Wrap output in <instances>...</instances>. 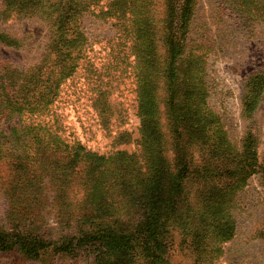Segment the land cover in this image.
Segmentation results:
<instances>
[{
  "label": "rangeland",
  "instance_id": "1",
  "mask_svg": "<svg viewBox=\"0 0 264 264\" xmlns=\"http://www.w3.org/2000/svg\"><path fill=\"white\" fill-rule=\"evenodd\" d=\"M17 1L0 0V36L4 37L0 40V264H154L153 251L167 264H264V174L258 167L242 186L236 178L213 177L224 186L232 185L228 193L223 189L208 200L218 198L225 204L209 212L214 210L220 213L219 219L234 223L235 232L229 239L211 229L214 220L202 208V191L190 182V206L184 209V219L173 221L169 233L154 230L158 236L168 233L164 253L148 252L150 245L141 241L131 257L129 249L121 252L108 239L81 242L82 233L105 235L112 228L117 235L129 229L133 239L144 237L141 224L146 217L129 210V155L143 169L151 162L156 164L153 150L145 151L141 143L138 66L145 61L147 36L141 40L142 51L137 50L128 31L130 21L121 26L117 19L101 15L108 6L104 0L79 21L87 42L77 67H39L47 57L51 25L32 6L23 10ZM250 2L242 6L243 0H197L185 41L186 55L203 61L197 67L203 65L198 70H203L208 105L221 124L219 137L230 142L217 138L209 146L197 139V165L226 148L242 150L248 133L256 138L258 161H264V88L260 90L254 82L257 75L264 76V1ZM152 7L159 19L155 17V63L160 67L168 59L160 23L164 0H153ZM51 58L54 63L55 57ZM43 80L51 84V90L41 86ZM258 90L262 94L257 108L249 112L248 102ZM158 93L168 143L164 142L163 153L155 152L163 164L173 157L164 78ZM11 100L16 110L8 108ZM39 140L61 149L40 147ZM76 143L87 152L110 158L94 182L84 175L89 168L87 156L78 161L74 176L52 174L54 160L71 159L70 147ZM117 173L126 179L116 181ZM41 182L46 186L43 193L37 190ZM65 183L72 186L70 194L56 196V185ZM91 204L102 214L93 226L85 221L95 214ZM4 233L9 235L6 243L2 242ZM17 238L36 245L43 240L38 245L43 246L39 256L27 257L21 245L15 244Z\"/></svg>",
  "mask_w": 264,
  "mask_h": 264
},
{
  "label": "trees",
  "instance_id": "2",
  "mask_svg": "<svg viewBox=\"0 0 264 264\" xmlns=\"http://www.w3.org/2000/svg\"><path fill=\"white\" fill-rule=\"evenodd\" d=\"M14 2L17 0H9ZM20 1V2H18ZM17 3L23 4V10L33 8L37 13L44 16L51 25V42L47 50V57L43 64L39 67H77L78 59L83 53V48L86 44V35L82 31L79 21L81 17L94 6H101V1L104 0H18ZM107 9L101 10V15L105 17L115 18L121 26L125 22L130 21L131 27L128 29L130 35L134 38V47L142 51V39H145L144 46L146 53L144 64L139 65L141 79L140 85V102L139 111L142 117V139L141 143L145 151H152L154 162L151 166L145 169L143 165H138L133 156L129 155V210L132 213L143 212V217H146V222L141 224V233L144 237H135L127 230L120 235H117L115 229L105 235L85 234L80 238L87 242H97L101 239H108L116 246L119 251L127 252L129 249V257L132 256L134 246L141 241L147 247L148 252L153 249L160 250L162 253L166 251L168 227L173 225V221L184 219V209L190 205V198L187 199V185L190 182L196 183L201 189L202 206L207 210V215L213 218L214 223L212 230L219 234L222 238H230L235 227L232 221L219 219L220 213L209 209H222L225 204H221L217 198L214 201H208L211 197L218 196L220 191L225 189L228 193L232 185L224 186L219 181L213 179L218 177L225 179L226 177L238 179V184H245L246 180L252 175L257 167L264 174V161H258L256 138L252 133H248L242 143V150L226 148V152L220 155L207 159L204 164L197 165L194 160V149L197 145V139L202 140L205 145H211L213 141L220 138L222 142L230 143L224 137H219L222 132V127L215 115L214 110L208 105V88L205 83L204 74L198 70L203 65H198V62L203 63L200 59L197 60L192 54L186 55L185 41L188 38L189 28L195 14L197 0H164L165 13L160 23L163 25L162 40L167 48L168 59L164 62L165 66H158L155 55L156 52V21L159 22L157 15L154 14L152 7L153 0H106ZM251 0H243L242 6L251 4ZM264 1V0H261ZM131 31V32H130ZM134 34H133V33ZM0 40L4 37L0 36ZM52 56L56 61H52ZM141 56L140 54L138 55ZM203 68V67H202ZM164 78L166 81V117L169 121V143L173 151V157L167 159L163 164H159L157 158L159 153L155 151L164 150L168 143L165 140V133L160 120V99H159V81ZM42 84L45 89L51 90V84L43 80ZM40 81H37L39 83ZM254 82L260 90L264 88V76L257 75ZM254 91L251 100L248 102V111L256 109L259 103L262 92ZM12 105L8 108L16 110V103L11 100ZM216 127V128H214ZM214 131V132H212ZM164 135V137H163ZM41 141V140H39ZM196 143V144H195ZM40 147L46 145V148L51 151L61 149L58 146L51 145L48 142H38ZM68 148L66 143L62 144ZM72 157L67 161L55 159V165H52L53 175H64L72 177L74 169L78 167V161L82 156H87L86 163L89 168L84 175L88 180L93 182L96 177L102 172V169L107 166L108 160L105 156L97 155L96 153L87 152L86 148L79 143L70 147ZM126 154L124 152H120ZM126 159L125 156H123ZM62 171V173H61ZM116 181L125 180L126 178L118 173L115 174ZM114 176V175H113ZM95 184V188H96ZM56 196H67L71 191V184L65 183L56 185ZM240 186V187H241ZM94 188V191H95ZM220 189V190H218ZM39 192H45L46 186L41 182L37 189ZM93 191V192H94ZM217 194L214 195L213 193ZM94 215L87 216L85 221H88L91 226L94 220L102 217L101 212L94 208L91 204ZM138 210V211H137ZM229 215V213H228ZM165 229L166 235L158 236L154 230ZM164 231V232H165ZM8 234L4 233L2 242L6 243ZM133 240V241H131ZM44 241L40 239L38 245ZM20 244L22 250L29 258H37L39 250L36 242H30L17 238L15 244ZM4 249H10L11 246L3 245ZM205 248H202V251ZM64 251L68 248L62 249ZM154 264H167L162 256L154 251L151 253Z\"/></svg>",
  "mask_w": 264,
  "mask_h": 264
}]
</instances>
